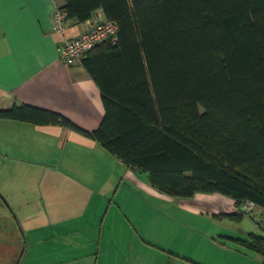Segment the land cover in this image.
<instances>
[{"label": "trees", "instance_id": "1", "mask_svg": "<svg viewBox=\"0 0 264 264\" xmlns=\"http://www.w3.org/2000/svg\"><path fill=\"white\" fill-rule=\"evenodd\" d=\"M55 1L68 20L116 25L80 61L102 118L88 131L24 103L0 118L81 133L166 195L229 197L230 220L264 211V0ZM227 238L264 258V235Z\"/></svg>", "mask_w": 264, "mask_h": 264}, {"label": "crops", "instance_id": "2", "mask_svg": "<svg viewBox=\"0 0 264 264\" xmlns=\"http://www.w3.org/2000/svg\"><path fill=\"white\" fill-rule=\"evenodd\" d=\"M57 5L55 0H0V108L29 104L92 131L103 115L99 89L80 63L66 64L59 55L63 40L81 33L85 21L68 20L64 31L53 32ZM137 198L144 213L168 216L152 206L171 203L172 197L92 139L58 125L0 118V264H221L195 259L186 234L181 244L144 221L137 228L125 211ZM182 199L186 208L218 218L237 210L231 198L218 193ZM108 212L125 229L108 228ZM258 214L262 223L264 211L258 208ZM239 233L227 237L244 238L249 232ZM69 236L74 240L66 242ZM220 243L227 250L224 259L233 264H264L246 248Z\"/></svg>", "mask_w": 264, "mask_h": 264}, {"label": "rangeland", "instance_id": "3", "mask_svg": "<svg viewBox=\"0 0 264 264\" xmlns=\"http://www.w3.org/2000/svg\"><path fill=\"white\" fill-rule=\"evenodd\" d=\"M114 187H115L114 188L115 191L117 187V183L115 184ZM130 188L132 187L130 186ZM121 190H123L122 187L119 192H121ZM112 193L113 192H111V195ZM128 194L131 193L129 191L128 193L124 192L123 196L129 197ZM141 197L143 198V196ZM143 199L146 206L147 204H150V202L146 200L145 197ZM117 200L122 204L123 198L120 194L117 195ZM171 200H172L171 203L155 202V204L152 206L156 212H159L164 215H168L167 217L159 214H154L151 211L144 213L142 208H146V207L143 204L142 200L139 198H137L138 201L137 203L131 201L127 202L125 206V211L128 212L131 221L137 228H140V223L144 221L146 222L147 226L153 227V229H155L156 231L162 234L164 233V234L174 235L175 236L174 242L176 243L179 242L181 243V241H183L184 235L186 234L185 241L187 247L190 250L192 256L196 254L197 257L195 259H201L204 262H209V263L215 261V263L233 264L230 257L228 258V260L224 259L227 258L228 256L227 250L224 246H222L220 242L223 243L226 242L225 244L227 246H230L231 248L234 249L235 247L244 249L243 247L238 246L237 244L235 245V243L231 239L227 238V236L235 235V234L239 235L240 230L241 231L245 230L246 232L251 231L258 234L264 233L262 228V226L264 227V223H263L264 221L260 223L261 218L258 214V208H255V210H253L252 212L244 213L240 221H235L227 218L215 217L214 215H212L211 212H209L208 214L206 213L199 214L197 212H194L192 209H190L193 207L188 206L190 208H186L185 205L181 204L182 202L181 200L183 199L179 197H172ZM127 209L132 210V212H129ZM119 212H120L118 213L119 215L123 214L125 216V213H122L120 210ZM111 214H112L111 212H108V217H107V225L109 226L108 228L111 229L121 228L122 230L125 229V225L122 224V222L121 223L117 222L116 219L113 220V218L109 219ZM162 218H164L163 222L158 220ZM257 222L260 223L261 226H258ZM48 228H52V227L48 226ZM216 231H220L223 234L219 235V233ZM223 235L226 236L223 237ZM61 238L62 236H59L58 238L56 236L57 239L56 242L57 241L62 242ZM246 238H248V234H245V237L243 239ZM72 240H74V238L72 236H69L68 239L65 241L71 242ZM168 243L170 244V242ZM220 259L222 261H220Z\"/></svg>", "mask_w": 264, "mask_h": 264}, {"label": "built area", "instance_id": "4", "mask_svg": "<svg viewBox=\"0 0 264 264\" xmlns=\"http://www.w3.org/2000/svg\"><path fill=\"white\" fill-rule=\"evenodd\" d=\"M67 21L65 12L57 7L52 15V31L58 33L64 31ZM107 39L116 41V25L96 15L85 21V29L81 33L63 40L59 47L60 58L66 64L80 63L89 49ZM252 208L253 205L249 202L241 206V210L245 212Z\"/></svg>", "mask_w": 264, "mask_h": 264}]
</instances>
